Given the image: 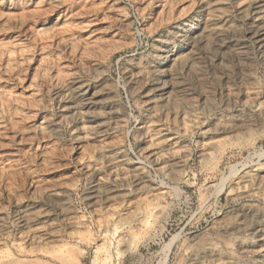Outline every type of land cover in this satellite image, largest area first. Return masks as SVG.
Listing matches in <instances>:
<instances>
[{
	"label": "rangeland",
	"instance_id": "rangeland-1",
	"mask_svg": "<svg viewBox=\"0 0 264 264\" xmlns=\"http://www.w3.org/2000/svg\"><path fill=\"white\" fill-rule=\"evenodd\" d=\"M0 264H264V0H0Z\"/></svg>",
	"mask_w": 264,
	"mask_h": 264
},
{
	"label": "bare ground",
	"instance_id": "bare-ground-1",
	"mask_svg": "<svg viewBox=\"0 0 264 264\" xmlns=\"http://www.w3.org/2000/svg\"><path fill=\"white\" fill-rule=\"evenodd\" d=\"M247 178H248V180H250L251 178H252V175L251 174H249V173H247Z\"/></svg>",
	"mask_w": 264,
	"mask_h": 264
}]
</instances>
